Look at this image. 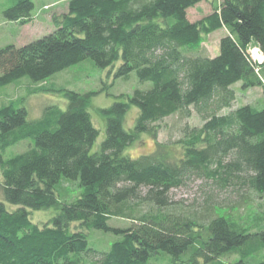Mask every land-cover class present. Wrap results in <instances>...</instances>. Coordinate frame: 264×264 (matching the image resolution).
I'll return each instance as SVG.
<instances>
[{
  "label": "trees",
  "instance_id": "trees-1",
  "mask_svg": "<svg viewBox=\"0 0 264 264\" xmlns=\"http://www.w3.org/2000/svg\"><path fill=\"white\" fill-rule=\"evenodd\" d=\"M201 1L68 0V9L53 15L52 32L0 49V88L23 78L42 82L88 57L101 68L119 64L117 77L136 71L140 81L151 82L99 109L106 124L100 142L93 91L61 88L66 108L49 104L35 119L24 103L0 107V264H148L159 253L176 264H200L264 248V227L251 231L229 213L203 223L172 206L168 195L185 178L202 176L221 190L264 196V107L245 104L221 113L236 100V82L264 89V62L251 53L257 45L264 54V0H223L191 21L188 9ZM34 8L35 0H12L3 16L27 24ZM218 29L225 30L219 53L193 55ZM132 106L139 114L127 128ZM193 111L204 123L186 127L179 159L125 153L142 133L155 134V123ZM24 140L30 143L25 151L5 157ZM63 179L78 183L80 195L59 197ZM141 202L156 209L141 212ZM46 208L55 215L35 222L32 210ZM114 216L132 224L114 226ZM95 229L118 236L109 250L90 245ZM244 257L218 264H264Z\"/></svg>",
  "mask_w": 264,
  "mask_h": 264
},
{
  "label": "rangeland",
  "instance_id": "rangeland-1",
  "mask_svg": "<svg viewBox=\"0 0 264 264\" xmlns=\"http://www.w3.org/2000/svg\"><path fill=\"white\" fill-rule=\"evenodd\" d=\"M223 0H204L188 9V17L196 21L212 12L217 3ZM12 4V0H0V49L8 44L17 46L25 45L55 29L53 15H60L68 9V0H35L33 20L27 24H20L15 21L6 20L3 11ZM172 21V20H171ZM225 34L224 29H218L204 37L201 49L193 51V55L213 57L219 53L220 39ZM186 52L187 47H182ZM200 51V54H197ZM253 57L264 62V54L257 45L251 46ZM260 55V56H259ZM259 56V57H258ZM119 64L106 68L98 67L88 57L77 64L56 72L42 82H31L23 78L11 85L0 88V107L10 102L24 103L28 111V118H38L44 108L49 104H57L62 108L67 106V97L64 96L61 88L71 89L77 92L93 91L95 95L91 102V111L95 125L101 133L98 142L105 136L106 124L99 109L110 106L122 94L132 95L139 89L151 87V82H142L138 79L136 71L129 77H117L116 70ZM264 75V72H263ZM236 91V100L230 108H225L221 113H228L235 108L251 104L258 108L264 107L263 87L243 88L241 82L232 86ZM139 114V109L132 106L125 117V125L132 128ZM204 120L195 111L190 116L181 112L174 113L155 123L156 133H142L137 142L125 150L126 154L138 157L143 154L164 153L171 161L177 160L183 155L182 143L186 127L202 126ZM30 146L29 141L24 140L9 147L5 157H11L25 151ZM231 188V187H230ZM221 190L212 180L208 178L189 176L177 187L171 188L169 196L172 199V206L183 213H192L199 216L200 221L207 222L209 218L218 214L229 213L251 231H258L264 227V196L259 197L249 189ZM82 187L78 183H72L63 179L59 186V197L62 199H74L80 195ZM65 192H68L67 195ZM15 208V206H12ZM156 208L146 202H141L138 210L141 212L153 211ZM56 213L54 208L32 210V218L42 224L50 220ZM132 218L114 216L110 224L117 227H128L132 224ZM118 239L114 233L103 230H92L89 240L90 245L101 250H109L112 243ZM244 257L239 253H233L220 257L218 260L200 264H218L236 261ZM247 262L255 263L264 259V248L251 251L244 257ZM88 264H91L89 261ZM148 264H176L167 253L155 254Z\"/></svg>",
  "mask_w": 264,
  "mask_h": 264
},
{
  "label": "bare ground",
  "instance_id": "bare-ground-1",
  "mask_svg": "<svg viewBox=\"0 0 264 264\" xmlns=\"http://www.w3.org/2000/svg\"><path fill=\"white\" fill-rule=\"evenodd\" d=\"M259 56H260V55H259ZM259 56H258V57H259Z\"/></svg>",
  "mask_w": 264,
  "mask_h": 264
},
{
  "label": "built area",
  "instance_id": "built-area-1",
  "mask_svg": "<svg viewBox=\"0 0 264 264\" xmlns=\"http://www.w3.org/2000/svg\"><path fill=\"white\" fill-rule=\"evenodd\" d=\"M260 62V61H259Z\"/></svg>",
  "mask_w": 264,
  "mask_h": 264
}]
</instances>
